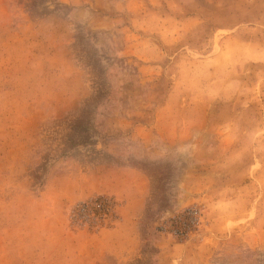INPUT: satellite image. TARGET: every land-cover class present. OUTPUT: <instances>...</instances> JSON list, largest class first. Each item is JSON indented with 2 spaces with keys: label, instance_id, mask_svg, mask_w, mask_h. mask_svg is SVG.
Masks as SVG:
<instances>
[{
  "label": "rangeland",
  "instance_id": "1",
  "mask_svg": "<svg viewBox=\"0 0 264 264\" xmlns=\"http://www.w3.org/2000/svg\"><path fill=\"white\" fill-rule=\"evenodd\" d=\"M0 264H264V0H0Z\"/></svg>",
  "mask_w": 264,
  "mask_h": 264
}]
</instances>
